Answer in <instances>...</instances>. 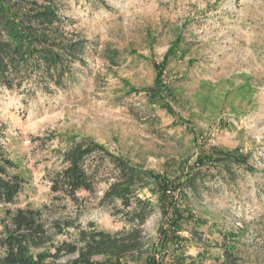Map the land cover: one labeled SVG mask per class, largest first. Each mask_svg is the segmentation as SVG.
I'll return each instance as SVG.
<instances>
[{
	"label": "rangeland",
	"instance_id": "374dc122",
	"mask_svg": "<svg viewBox=\"0 0 264 264\" xmlns=\"http://www.w3.org/2000/svg\"><path fill=\"white\" fill-rule=\"evenodd\" d=\"M19 1L23 12L48 8L62 16L49 35L82 51L69 57L59 86L0 85V155L26 180L14 203L0 204V234L20 209L41 214L54 245L76 241L90 224L109 232L131 227L103 202L110 165L93 192H52L48 172L61 169L70 137L92 138L177 187L196 173L201 155L228 152L245 164L205 163L203 186L187 189L181 201L203 222L182 224L183 253L220 264L229 248L239 264H264V0ZM158 187L150 183L140 194L154 205L142 226V257L166 222ZM172 260L168 250L163 264Z\"/></svg>",
	"mask_w": 264,
	"mask_h": 264
},
{
	"label": "trees",
	"instance_id": "16d2710c",
	"mask_svg": "<svg viewBox=\"0 0 264 264\" xmlns=\"http://www.w3.org/2000/svg\"><path fill=\"white\" fill-rule=\"evenodd\" d=\"M20 4L19 0H0V85L11 89L16 82L31 80L35 85L48 86L52 82L59 86L66 75L69 57L82 51V45L51 38L49 28L62 25L63 20L56 12L48 8L23 12ZM168 57L169 54L166 59ZM218 154L217 157L201 155L194 166L196 173L177 187L166 177L135 166L92 138H68L60 150L61 169L48 172L52 192L71 198H76L81 191L93 192L96 180L110 165L113 181L104 193L103 202L113 205L114 215L122 216L131 227L109 232L90 224L78 231L76 241L54 245L51 229L41 214L20 209L12 214L10 224L0 234V264H135L139 261L163 264L168 250H171L175 264H203L205 253L199 262L193 258L188 261L189 257L183 253L182 248L188 240L179 234L182 224L191 222L201 226L203 222L183 208L181 201L188 196L187 189L195 194L203 186L199 175L205 163L223 164L228 170L234 164H245V159L235 154ZM18 166L0 155V204L14 203L24 189L26 180L17 173ZM153 182L159 186L158 203L166 222L151 254L142 257L147 244L142 226L152 215L154 205L150 200L142 199L140 194ZM117 201L121 207L116 206ZM41 248L46 251L33 252ZM64 256L73 258L59 263ZM224 258L220 264H239L229 248L225 250Z\"/></svg>",
	"mask_w": 264,
	"mask_h": 264
}]
</instances>
